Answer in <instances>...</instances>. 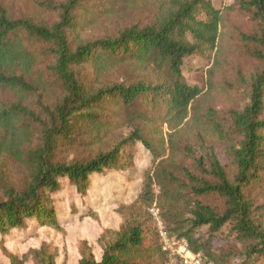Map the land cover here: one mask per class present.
I'll return each mask as SVG.
<instances>
[{"label":"trees","instance_id":"obj_1","mask_svg":"<svg viewBox=\"0 0 264 264\" xmlns=\"http://www.w3.org/2000/svg\"><path fill=\"white\" fill-rule=\"evenodd\" d=\"M149 1L153 0H64L56 5L45 0L44 6H58L60 12L52 25L14 18L0 5V91L21 98L11 105L0 103V235L24 230L29 222L58 229L52 196L61 189L62 179L85 194L92 176L130 166L137 143L159 157L157 148L137 129L111 151H100L86 162L58 160L59 148L86 139L102 142L126 124L130 118L126 112L136 107H145L146 118L163 110L182 124L201 98L203 90L189 85L183 74L186 59L218 51L223 16L210 0H155L166 8L161 7L149 23L127 26L115 36L91 42L83 39L103 15L110 19L118 5L129 8ZM235 1L259 22L256 33L244 40L256 46L251 55L260 69L250 81L244 106L230 109L225 119L210 118L230 164L222 165L214 148L204 146L205 155H194L190 167L173 158L161 161L155 183L149 179L145 184L148 198L154 185L162 193L168 230L185 239L208 264H233L237 258L233 251L213 245L226 228L244 249L239 264L264 260V223L256 197L251 196L254 189L264 188V0ZM25 41L49 46L48 72L61 90L53 105L40 110L30 102L37 93L30 79L37 55ZM124 64L154 65L166 77L155 83H117L97 90L86 83L88 71L102 75ZM10 167L18 172L14 178ZM202 230L206 233L200 235ZM115 237L100 261L86 254L78 264H150L154 258L167 259L161 242L155 250L147 245L141 225ZM34 256L37 264H56L48 250L35 251ZM9 261L23 264L13 255Z\"/></svg>","mask_w":264,"mask_h":264},{"label":"rangeland","instance_id":"obj_2","mask_svg":"<svg viewBox=\"0 0 264 264\" xmlns=\"http://www.w3.org/2000/svg\"><path fill=\"white\" fill-rule=\"evenodd\" d=\"M43 1L45 0H0V5L14 18H29L52 25L60 14L58 6L48 8ZM52 1L58 5L64 0ZM210 1L223 16L219 47L218 51L211 54H197L185 60L183 75L186 82L201 88L203 94L191 107L182 124L171 120L163 110L160 114L148 113L150 118H146L145 107H136L126 112V116L130 117L126 124L102 142L94 143L86 139L76 146L59 148L57 153L58 160L63 162H86L100 151H111L137 129L157 148L159 157L156 158L144 145L137 143L133 148L130 166L124 170H106L103 174L92 176L85 194H80L75 185L62 179L61 189L52 196L58 213V229L40 227L36 222H29L24 230L0 235V264H9L10 255L17 257L23 264H37L34 252L41 249L55 255L56 264H78L86 254L100 261L105 248L116 238L115 235L136 225L142 226L147 245L155 250L161 240L153 211L158 212L160 222L169 235H172L163 218V195L158 187L154 185L152 195L149 198L145 196V184L149 179L155 183L159 163L173 158L190 167L193 156L205 155L204 146H207L214 148V153L222 165L230 164L225 146L221 141L217 142L215 131L211 129L210 118L219 121L222 115L225 119L230 109L240 108L247 103L250 81L259 72L260 63L251 55V50L256 46L244 40V37L253 36L258 30L259 22L251 15L243 13L235 0ZM161 3L153 0L129 8L118 5L110 19L103 15L99 24L87 29L83 39L91 42L115 36L127 26L145 25L153 20L154 15H159L161 7L166 8ZM24 44L37 55L38 63L30 76L37 93L30 98V102L35 109L40 110L44 105H53L61 96V90L48 72L51 58L49 46L34 41H25ZM85 77L86 83L97 90L117 83H155L163 80L166 75L161 74L154 65L124 64L102 75L90 70ZM19 101V95L8 90L0 91L1 105H11ZM224 121L226 124V120ZM9 169L13 178L18 175L13 167ZM251 196L256 197L258 213L264 223V188L254 189ZM200 233L203 235L206 230ZM213 245L218 249L233 251L237 255L233 264L240 263V255L244 253V249L235 241L228 228ZM158 258H154L150 264H178L170 261L168 256L167 259ZM258 264H264V260Z\"/></svg>","mask_w":264,"mask_h":264},{"label":"built area","instance_id":"obj_3","mask_svg":"<svg viewBox=\"0 0 264 264\" xmlns=\"http://www.w3.org/2000/svg\"><path fill=\"white\" fill-rule=\"evenodd\" d=\"M155 220L158 224V234L170 261L178 264H208L201 254L192 252L187 241L183 238L171 237L165 226L160 222L158 212L153 211Z\"/></svg>","mask_w":264,"mask_h":264}]
</instances>
